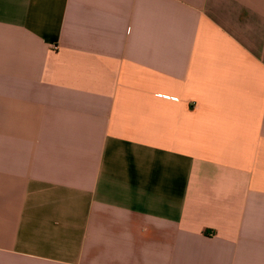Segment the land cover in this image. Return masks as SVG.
<instances>
[{
	"label": "crops",
	"instance_id": "1",
	"mask_svg": "<svg viewBox=\"0 0 264 264\" xmlns=\"http://www.w3.org/2000/svg\"><path fill=\"white\" fill-rule=\"evenodd\" d=\"M0 264H264V0H0Z\"/></svg>",
	"mask_w": 264,
	"mask_h": 264
}]
</instances>
